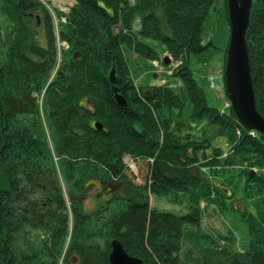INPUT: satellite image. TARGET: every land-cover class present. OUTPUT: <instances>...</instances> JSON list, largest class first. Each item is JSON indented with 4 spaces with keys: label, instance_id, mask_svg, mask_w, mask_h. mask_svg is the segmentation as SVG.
Wrapping results in <instances>:
<instances>
[{
    "label": "trees",
    "instance_id": "trees-1",
    "mask_svg": "<svg viewBox=\"0 0 264 264\" xmlns=\"http://www.w3.org/2000/svg\"><path fill=\"white\" fill-rule=\"evenodd\" d=\"M213 4L74 0L67 13L55 11V29L39 0H0L13 30L0 61V264H108L112 239L144 264H264V175L252 172L264 169V137L246 130L230 106L228 113L208 107L189 68L191 55L213 48L203 43L213 28ZM33 15L41 19L43 46L34 39ZM145 40L180 61L173 77L182 90L135 85L125 51L157 60ZM245 40L255 106L264 117V0L252 2ZM113 68L125 107L111 92ZM223 80L225 87L224 74ZM184 94L191 120L216 125L228 155L194 142L180 123L173 128L170 115L183 110ZM126 156L136 173L125 170ZM203 170L223 174V185L244 181L256 213L240 214L251 237L242 253L214 246L194 230L200 199L228 198ZM141 173L142 184L128 177ZM95 184L96 195L109 194L98 209L84 212L79 199ZM115 187L121 190L112 192ZM171 194L187 199L185 215L150 207L149 196Z\"/></svg>",
    "mask_w": 264,
    "mask_h": 264
},
{
    "label": "rangeland",
    "instance_id": "rangeland-1",
    "mask_svg": "<svg viewBox=\"0 0 264 264\" xmlns=\"http://www.w3.org/2000/svg\"><path fill=\"white\" fill-rule=\"evenodd\" d=\"M39 1L44 5L52 17L55 29L57 21L55 11L64 14L67 13L74 5V0ZM33 16L32 25L34 39L39 41V43L43 46V27L41 25V19L38 16ZM211 22L213 24L212 31L203 37V43L207 44L211 41L213 48H209L201 54L191 55L188 62L197 86L204 93L207 106L221 111L223 106H225V102L229 106L225 93L224 80L222 75H219V72L224 74V54L228 47L230 35L229 25L226 19L225 0H214ZM11 26V23L0 14V61L4 57L5 53V50L2 47L3 42H5V40L9 37V34L13 32V30L10 29ZM143 42L158 52L159 55L157 60L149 61L141 58L140 56L134 55L127 50L125 51V58L128 62V67L132 75L131 78L136 80L137 86L145 87L152 84L151 86H168L182 90L180 80L173 77L174 64L180 61L172 60L170 56L165 53L164 47L158 42L151 40H145ZM57 45L59 48H67V45L64 43L57 42ZM166 59L168 61V65H164V60ZM183 98L185 102L183 110L181 112L173 111L170 115L173 128L176 123H180L183 125L182 128L185 127L183 131H187V133L191 135L194 142H209V148L219 150L223 156L228 155L230 153V145L224 138L217 136L216 125H210L205 120L196 122L192 121V106L186 94H184ZM228 111L229 109L227 108L225 113H228ZM209 152L210 150H208L207 154H209ZM123 166L125 170H128L131 174H134L137 171V165H133L129 162V159L125 157L123 159ZM129 166L132 167L131 170ZM252 172L254 174L264 175V169H252ZM202 174L204 175L206 181H209L210 183L213 182L218 187L220 186L226 188L227 190L225 191V195H228V198L221 200L218 204H215L212 201L207 202L200 199L197 203L200 211V223L199 227L194 228V230L211 239L210 243H214V246L218 245L221 248H230L231 251L238 253L244 252L251 241V237L241 220L240 214H245L246 212L251 214L256 213L253 206L254 204L251 203L244 195V181H240L238 183L234 181V184L223 185V179L225 177L223 178V174H220V172L219 178H217V176H213V173L209 170H203ZM141 175L142 173L140 174L139 179L133 178L130 174H128V177L132 179L134 184L138 185L143 183ZM225 185L227 186L225 187ZM117 188H113L112 192H115ZM99 190V184L89 186L84 195L80 197V207L84 212L89 213L98 209L101 204L100 202L107 199L106 197L109 192H105L104 190L101 196L96 195ZM63 195L66 199V207L69 214L71 203L65 192ZM213 197L214 195H211V198ZM149 205L151 208L170 212L178 216L185 215L188 212L187 199L182 195L171 194L163 197L149 196ZM204 244L207 245L206 242H204ZM184 250H186V246L183 248V251Z\"/></svg>",
    "mask_w": 264,
    "mask_h": 264
},
{
    "label": "water",
    "instance_id": "water-1",
    "mask_svg": "<svg viewBox=\"0 0 264 264\" xmlns=\"http://www.w3.org/2000/svg\"><path fill=\"white\" fill-rule=\"evenodd\" d=\"M253 0H226L229 42L224 65L225 93L237 121L248 131H254L264 137V117L255 106V97L250 76L249 58L245 40L249 25L250 10ZM138 28V22L135 23ZM164 65H168L167 59ZM108 82L116 103L126 106L125 99L117 92V79L114 68L108 74ZM96 130H102L100 123H95ZM108 264H144L130 256L116 239L110 240Z\"/></svg>",
    "mask_w": 264,
    "mask_h": 264
},
{
    "label": "crops",
    "instance_id": "crops-1",
    "mask_svg": "<svg viewBox=\"0 0 264 264\" xmlns=\"http://www.w3.org/2000/svg\"><path fill=\"white\" fill-rule=\"evenodd\" d=\"M128 1H129L130 3L133 2V0H128ZM130 72H131V71H130ZM144 73H145V72H144ZM144 73H143V74H144ZM219 75H222V78H223V73H220V72H219ZM131 76H132V75H131ZM135 78H137V77H135ZM133 81H134L135 85L137 86V84H136V80H134V78H133ZM151 85H152V84H151ZM151 85H150V86H151ZM137 87H138V86H137ZM228 107H229L228 104L225 102V106H223V109H222L223 111L221 110V112H224V113H225Z\"/></svg>",
    "mask_w": 264,
    "mask_h": 264
},
{
    "label": "built area",
    "instance_id": "built-area-1",
    "mask_svg": "<svg viewBox=\"0 0 264 264\" xmlns=\"http://www.w3.org/2000/svg\"><path fill=\"white\" fill-rule=\"evenodd\" d=\"M64 44H65V43H64ZM178 65H180V62L175 63L173 69L177 68ZM125 158H128V159H129V162H131L133 165H136L135 161H134L132 158H130V157H128V156H126ZM125 162H126V161H125ZM129 168H130V170L132 169L131 166H129Z\"/></svg>",
    "mask_w": 264,
    "mask_h": 264
},
{
    "label": "clouds",
    "instance_id": "clouds-1",
    "mask_svg": "<svg viewBox=\"0 0 264 264\" xmlns=\"http://www.w3.org/2000/svg\"><path fill=\"white\" fill-rule=\"evenodd\" d=\"M230 106V105H229Z\"/></svg>",
    "mask_w": 264,
    "mask_h": 264
}]
</instances>
